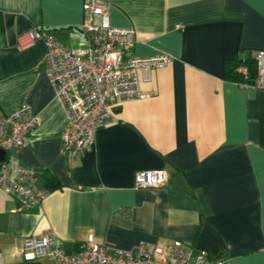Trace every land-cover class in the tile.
I'll return each instance as SVG.
<instances>
[{
	"label": "crops",
	"instance_id": "0c3cea01",
	"mask_svg": "<svg viewBox=\"0 0 264 264\" xmlns=\"http://www.w3.org/2000/svg\"><path fill=\"white\" fill-rule=\"evenodd\" d=\"M83 1L0 0V116L24 106L40 120L5 160L10 176L18 165L34 170L45 192L20 209L0 190V264H55L18 252L44 234L65 252L87 241L121 251L178 242L222 264H264V86L240 87L224 66L257 51L264 65V0H99L110 25L133 29L130 55L171 60L139 81L145 96L112 106L86 150L66 155L46 43L20 49L16 36L37 27L74 47ZM144 169L166 180L135 187Z\"/></svg>",
	"mask_w": 264,
	"mask_h": 264
},
{
	"label": "built area",
	"instance_id": "2783aa9c",
	"mask_svg": "<svg viewBox=\"0 0 264 264\" xmlns=\"http://www.w3.org/2000/svg\"><path fill=\"white\" fill-rule=\"evenodd\" d=\"M82 38L74 47L59 43L50 31L29 28L16 36V46L27 48L36 39H43L45 74L54 95L64 110L61 130V152L75 155L86 150L95 131L111 115L112 106L129 99L145 96L139 91V81H149L153 69L164 67L171 58L163 53L146 57L130 55L134 31L115 27L108 20L106 3L84 0L81 5ZM256 77L253 86H264L263 53L254 57ZM235 73L244 79L247 70L238 65ZM246 87L245 82L238 83ZM109 100L114 103L110 104ZM40 123L38 116L22 106L0 116V190L14 196L19 208L40 203L45 192L35 186V172L18 165L10 176L5 152L27 143L29 133ZM163 169L137 170L133 174L135 187L159 186L166 180ZM1 236V233H0ZM24 260L50 256L55 264H222L218 257L208 260L201 251L185 250L180 243H140L128 251L112 250L103 244L87 241L70 252L54 243L50 234L26 237L18 251Z\"/></svg>",
	"mask_w": 264,
	"mask_h": 264
},
{
	"label": "trees",
	"instance_id": "16d2710c",
	"mask_svg": "<svg viewBox=\"0 0 264 264\" xmlns=\"http://www.w3.org/2000/svg\"><path fill=\"white\" fill-rule=\"evenodd\" d=\"M238 65H244L247 70V76L243 79L242 76L235 73V68ZM225 66V76L230 80H235L237 83L245 82L247 86H253L256 69L254 58H247L245 60L240 59H227L224 62Z\"/></svg>",
	"mask_w": 264,
	"mask_h": 264
},
{
	"label": "rangeland",
	"instance_id": "374dc122",
	"mask_svg": "<svg viewBox=\"0 0 264 264\" xmlns=\"http://www.w3.org/2000/svg\"><path fill=\"white\" fill-rule=\"evenodd\" d=\"M80 38H81V36H75L74 39H73L72 41H69L68 43L65 42V43H67L68 46H72V45H74V44L76 43V41H77L78 39H80Z\"/></svg>",
	"mask_w": 264,
	"mask_h": 264
},
{
	"label": "water",
	"instance_id": "95a60500",
	"mask_svg": "<svg viewBox=\"0 0 264 264\" xmlns=\"http://www.w3.org/2000/svg\"><path fill=\"white\" fill-rule=\"evenodd\" d=\"M3 158V152L0 150V160Z\"/></svg>",
	"mask_w": 264,
	"mask_h": 264
}]
</instances>
